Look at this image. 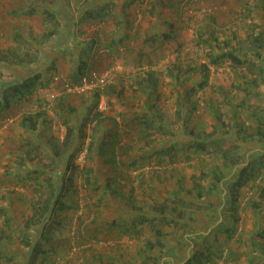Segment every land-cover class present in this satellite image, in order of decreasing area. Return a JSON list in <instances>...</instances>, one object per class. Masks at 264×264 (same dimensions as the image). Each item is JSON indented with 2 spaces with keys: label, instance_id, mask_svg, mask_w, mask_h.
<instances>
[{
  "label": "rangeland",
  "instance_id": "374dc122",
  "mask_svg": "<svg viewBox=\"0 0 264 264\" xmlns=\"http://www.w3.org/2000/svg\"><path fill=\"white\" fill-rule=\"evenodd\" d=\"M8 1L0 2V16H5L7 24L16 19L20 24L0 28V101L5 97L18 104L11 107L12 115L0 118V264H28L32 243L28 247L22 244L25 237L37 240L46 252L31 260L33 264H264V81L263 72L259 74V67L264 69V47L259 56L254 55L253 35L258 31L251 30L250 13L242 20L243 60L237 76L231 77L234 73L227 65H234L226 60L221 78L211 73L201 81L196 71L185 83L170 88L174 78L167 73V65L165 75L158 72L156 76L160 85L146 98L138 89L141 76H131L136 88L122 86L119 70L113 68L117 58L110 62L106 44L118 39L116 21L132 19L133 26L147 22L143 12L155 9V1L100 0L98 4L99 0H68L71 16L61 19L53 13L46 16L51 21L44 20L42 4L50 5L54 12L61 0H15L19 1L15 8H8ZM254 1H248L250 6ZM80 5L93 15L102 12L103 20H83ZM33 7L38 12L27 21L23 14ZM53 24L56 33L44 38ZM123 32L129 39L133 36L130 29ZM93 33L97 37L90 39ZM116 46L123 51L120 41ZM208 48L207 44L196 46L192 61L178 68L177 79L187 74L185 65L199 66ZM80 60L88 62L84 74L109 71L106 85L82 94L65 92L66 85L79 80L76 69ZM30 81L29 92L18 93L16 100L10 96L13 82ZM199 84L213 89L219 98L224 93L221 87L232 85L226 95L232 103L216 108L197 103L198 107L191 108L188 101L197 95L194 90H204ZM122 87L127 102L164 103L154 117L141 116L146 119L142 125L148 137L146 151L152 150L155 157V163L148 166H155L147 168L142 181L143 175L129 182L122 175L119 192L101 179L102 186L83 187L82 177L92 181L97 175L88 144V137L94 138L98 131L93 121H99L110 104L118 103L114 99ZM176 87L185 91L181 110L174 108L179 99ZM99 103L106 107L99 110ZM82 104L86 108L78 115ZM54 107L55 115L50 110ZM63 118L67 125L61 123ZM83 124L85 133L80 130ZM66 127L71 132L65 137ZM83 149L86 152L80 162ZM147 155L142 159L152 160ZM70 178L79 191L76 211L59 206L63 198L70 203L69 194L63 192ZM36 183L46 187L43 200L37 198ZM225 193L233 199H223ZM51 194L58 197L57 202L40 214L41 204ZM100 215L116 221L115 228L105 238L81 240L74 229L77 218L86 232V225ZM123 221L129 228L121 227Z\"/></svg>",
  "mask_w": 264,
  "mask_h": 264
},
{
  "label": "crops",
  "instance_id": "0c3cea01",
  "mask_svg": "<svg viewBox=\"0 0 264 264\" xmlns=\"http://www.w3.org/2000/svg\"><path fill=\"white\" fill-rule=\"evenodd\" d=\"M3 1L5 0H0V2ZM14 1L15 0H9L6 6L8 8H11L10 6L12 5V8H15L13 7V5H15V3L16 4L19 3V1L17 2ZM162 1L166 2V0H162ZM58 4H59L58 7L61 6L60 1ZM32 5H36V4H32ZM159 6L160 5L156 4L155 9H148L147 11L143 12V16L145 17L146 15L148 17L147 22L142 21L141 23L139 22L140 24L136 23L134 26L133 25L131 26V31L135 33L134 38H132L131 40L124 39L121 40L120 42L123 50L124 49L126 50L127 47L133 46L135 50L139 51L140 49H142L143 51L140 54V56H138V52L137 54L136 52H133L130 58L124 57L125 53L123 52V54H121L116 59L115 62L116 65L113 67L116 70H119L118 75L123 77L124 81H128L129 84H131V87L136 88L137 85L135 83L134 84L131 83L130 76L132 77L145 76L150 71L152 74H155V76H157L158 75L157 70L160 71V73L163 75L167 71L165 70L167 65L168 66L173 65L172 62H174L175 58L177 57L181 59L180 65H182V63L184 62L189 63L187 61H192L191 58L193 55V50L196 49V46L193 47V44H196V42L200 39V37L204 39L205 36L207 35L206 33L201 34L199 32V29L204 30L207 24L212 25L215 28H218V25H220L219 28L229 30L230 33L226 32L224 34L223 33L219 34L217 37V41L228 42V45L226 46L225 49H231L233 53H235L241 59L242 62V49L240 45L242 44V33L240 32H242V25H243L242 0H193V2H190L187 5L186 9H183L182 11L180 10L177 11L175 7L173 6L170 7L169 5H166L165 8H163V6L160 7ZM21 7L23 9L25 8L24 6ZM58 7H55V9L58 10ZM30 10H32L33 12H38L37 8L35 7H33V9ZM67 10H69L70 13H72L73 11L71 6L68 7ZM130 10L132 11L131 8ZM80 11L81 12L85 11L84 8L81 7V5H80ZM5 12L7 11L3 10V13ZM17 12L19 13V11ZM33 12L31 13L29 12L26 15L23 14L27 21L30 19L31 20L34 19L33 16L36 14ZM248 13H250L253 22L257 21L261 23L262 17H260V19H256V17L254 16L255 13L256 14L262 13V15H264L263 4L261 3L256 4V2L254 1L252 3V6H250V11ZM131 14L134 15L133 12H131ZM27 17H30V19ZM8 20L10 21V19ZM16 20H13L11 24H7L8 22L6 21L5 16L4 15L0 16V23H2V25H0V28L3 29L8 25L10 26L12 25L17 26V24L19 25L20 22ZM119 20H121V23L116 24L115 25L116 27L114 28L115 36L118 38L123 36L122 33L123 31H125L127 24H129L127 20L122 21V18ZM117 22L118 21H116V23ZM169 33L172 34V39L174 40L172 39L167 40V38L166 40L164 39L165 38L164 35ZM93 35L95 36L94 33ZM92 38L94 37L90 36V39ZM152 38L156 40L153 41ZM162 42L164 46H168V47L170 46V48H172L173 46H175V44H177L180 46V49H182L181 50L182 52H180L178 55V51L170 52L172 49H168V47L166 48V50H162L161 52H159L158 50H160L159 48L160 43ZM188 42L189 44H187ZM150 44L152 46L148 47ZM211 44H214V42ZM201 45L202 44H200L197 47H200ZM156 47L157 49H155ZM151 49L156 50L155 55H152L150 53L149 50ZM187 55H189V57ZM206 60L207 58L205 57V55H203V59L201 60V62ZM226 60H228L234 65V66L227 65L228 66L227 70L232 69L231 72L232 75L234 73V75L231 77L234 78L235 76H237L238 73L236 70H238L239 65H241V63L240 64L234 63L231 61L230 58L226 56L219 57L216 64H208V67L210 69V74L214 73V76H218V78H221L222 77L221 73L223 71V64L224 65L227 64ZM164 62H167L166 65L161 67V64ZM152 69L156 70L155 71L156 73H153ZM226 74H228V76L230 75L229 73ZM124 81H122V84L126 85V87H130ZM157 85L159 86L160 84ZM145 86L147 87V83ZM176 88L178 89L179 87ZM231 88L225 89L221 87V91L222 90L230 91ZM201 90L207 91L206 87L202 88ZM195 92L197 95L194 96V99L202 91L196 90ZM217 98L220 99L219 97ZM114 100H116L118 103L110 104L107 107L105 113L99 115V121L94 119L93 125L96 124L98 126V131L96 136L92 139L91 138L89 139L88 137V144L90 145L92 143L91 146L92 157L95 158V162H93V169H95L97 177H99L101 180H104L105 178L110 177L111 175L113 176V174L124 175V177H127L126 182H129L131 180L133 181V179H137L139 176L142 175L143 178L140 179L143 180L144 178H146V173L148 171L147 168L149 167L151 168L152 166H155V165L148 166L150 165V163H155L153 160L155 157H152V153H153L152 150H149L148 152L146 151L148 149L146 147V144L148 143V137H146L147 131L145 127L144 128L142 127V124L139 125L141 121L140 119L142 118L141 116H147L149 118L154 117L153 114H155V112L162 111L160 107L161 104L164 103L160 104V103L152 102V103H141L142 105H139V103H132V100L130 102H127V98L125 101L124 96L122 98L115 97ZM227 100L231 102V100H229V97H227ZM198 102L203 103L200 99L198 100ZM34 107L36 108V106ZM85 108H86L85 104L80 105V109H78L80 113L78 115L83 114ZM174 108H177V105H175ZM50 110L54 111V115L56 114L55 107L50 108ZM35 112L36 114H38V112L40 111L39 109H37ZM55 118L54 120H56ZM43 120L44 119L41 118L42 122ZM115 136H117L118 138L117 144L121 145L120 147L121 150L116 151V153L115 150H112L114 152L111 154V149H113L112 145H114L113 146L114 148L117 145L115 144V139H116ZM144 154H148L147 156H149L152 160L145 161L144 158L142 159ZM124 161L127 162L128 166L124 164ZM43 170H47V168L44 167ZM99 218L103 220H108V217L103 218V216L101 215L99 216Z\"/></svg>",
  "mask_w": 264,
  "mask_h": 264
},
{
  "label": "trees",
  "instance_id": "16d2710c",
  "mask_svg": "<svg viewBox=\"0 0 264 264\" xmlns=\"http://www.w3.org/2000/svg\"><path fill=\"white\" fill-rule=\"evenodd\" d=\"M131 1H132V4L136 3L135 0H131ZM248 1L249 0H242V20L247 15V13L250 11V4L248 3ZM67 2H68V0H63V2L61 0V2H60L61 3V6H59L61 8L58 7V10L56 9L54 12L51 10V6L50 5L47 6V5H45L43 3L42 4V10H43L42 11V13H43L42 15H43L44 20L45 21L49 20V18H47V20H46V16L47 15H50V14L52 16L53 13H55V15L58 16V17H60L61 19H67L69 16H71L70 11L67 10L68 9V5H69ZM100 2L101 1L99 0L97 3L100 4ZM155 2L157 3V5H160V6L169 5L170 7L171 6L175 7L177 11L178 10L182 11L183 9H186L187 5L190 2H193V0H173V1L166 0V2H163L162 0H156ZM255 2H256V4H259V3L263 4V7H264V0H256ZM95 3L96 2H94L93 4H95ZM29 12L31 13L33 11L32 10H29ZM102 14H103L102 12L98 11L96 15H93L91 13V11L85 10V11H83V12L80 13V17L82 16V19L83 20L84 19L89 20V18H92V19H95L97 21H102L103 20ZM213 17H215V16H213ZM254 17H256V19H260V17H262L261 18L262 19V22L261 23L258 22V24L255 23V22H253L252 23L253 25H252V28H251V30H257L258 31V33L256 35H253V40L256 42V46H257V47H255L256 50L254 51V55L255 56H259L260 50L263 49V47H264L263 46V40H264V38H263V35H264V23H263L264 22V15H262V13L261 14L260 13H258V14L255 13V16ZM131 20L128 21L129 24H127L126 29H130L131 30V26H132V21ZM49 21H51V19ZM120 23L121 22L118 20L117 24H120ZM68 24H69V21H68ZM53 25L54 26L52 27L51 30H48V31H46L44 33V35H43L44 38H49V37L53 36L56 33V25L55 24H53ZM219 26L220 25H218V28H215L214 26L207 24V26L204 28V30L199 29V32L201 34L202 33H206L207 35L205 36L204 39L200 37V39L196 42L195 46H199L200 44H207V46L209 47L208 48L209 50L206 51V52H204V54H203V55H205V57L207 58V60L206 61H203L202 63H200L199 66L191 65V64L185 65V68H186L185 71L187 72V74L184 77H182V79H177V76H178V73H177L178 68H180L182 66V65H180L181 59L178 58V57L175 58V61L172 62L173 65H171L168 68V72H167L169 75H173V78H174V80L171 81V83L168 84L170 86V88L173 87V86H175L176 83L177 84L179 83V85L181 83H185L187 81V78H190V75H192L196 71L201 74V77H202L201 81L202 80H205L207 78V74H210V69L208 67V64H216L218 58L221 57V56H226V57L230 58L231 61L234 62V63H239V64L241 63L242 64L241 59L235 53H233V51L231 49H225L226 46L228 45V42H225V41L219 42V41H217V37H218L219 34H222V33L224 34L226 32L227 33H230L228 29L219 28ZM122 34H123L122 37H120V38L117 37L118 38L117 41H120L121 42V40H124V39L127 40V39H129L128 38L129 37L128 34H126L124 32ZM134 34L135 33L133 32V36L130 38V40L132 38H134ZM96 37L97 36H94V38H96ZM164 37H165L164 38L165 40H166V38H167V40L168 39L171 40L172 39V34H170V33L169 34H165ZM152 39H153V41L156 40V39L154 40V38H152ZM172 40H174V39H172ZM117 41L111 39L109 41V42H111V44H108V43L106 44V48L108 47L107 48L109 50L108 52H110V54H109V60H110V62L113 59L118 58L121 54H123V52L125 53L124 54V57H129V58H130V56H131V54L133 52H136V54L138 52V56H140V54L143 52L142 49H140L139 51L138 50H135L133 46L132 47H127V49L126 50L124 49L122 52L117 51V49H118L117 46H116V42ZM213 42H214V44H211ZM149 46L151 47L152 45L150 44ZM167 47L168 46H164V44L162 42V43H160V47H159L160 50H158V51L161 52L162 50H166ZM155 49H157V47ZM155 49L149 50L152 55H155V53H156V50ZM168 49H172L170 52H176V51H178V55H179L180 52H182L181 51L182 49H180V46L177 45V44H175V46H173L172 48H170V46H169ZM167 52H169V51H167ZM114 54L116 56H114ZM187 56L189 57V55H187ZM97 57H98V55L95 54L93 59L96 60ZM95 63H96V61H95ZM86 64H88L87 61L80 60V65L76 69L77 70V73H78L77 76L79 77V80L77 82L75 80V83H78L83 76H87V75H89L91 73L96 74V73H94V71H91L90 73L84 74L85 73L84 72V68H85ZM165 70H167V69H165ZM263 70H264L263 67L260 66L259 67V74L263 72L261 75H262V80L264 81V71ZM155 71L156 70H153L152 69V72L153 73H156ZM157 72H160V71L157 70ZM163 75H165V74H163ZM119 77L121 79L120 81H124L121 78V76H119ZM130 79H131V76H130ZM124 82L126 84L128 83V85L131 86V84H129L128 81H124ZM156 82H157V79H156L155 74H152L151 71H150V72L147 73V75L140 77V80L138 82V87H139V85H142V87H139L138 89L143 90L145 92L146 98H148V97L151 96V91L153 89L158 88V85H157ZM146 83H147V87L145 86ZM155 83H156V85H155ZM32 86H33V82L32 81H30L29 83L28 82H25V83H20V84H16L15 82H13L12 95H10V96L14 97V99L16 100L17 97H18L17 96L18 93L19 94H22L25 91L26 92H29L31 90ZM122 86H124V85L122 84ZM204 86L199 84L198 87L202 89V88H204ZM231 86H230V88H231ZM20 87L21 88L23 87V90L20 91ZM122 89H123V87L120 88V90L118 91L119 94H116L115 97H119V98H122L123 97V95L121 94ZM178 89H179L178 90V93H179L178 98L179 99H177V101H178L177 102V104H178L177 105V108L181 110L183 108V106H182L181 103H185L184 98H186V97H185V91L184 90L181 91V88H178ZM96 90H98V89H96ZM108 90L109 89H107V91ZM212 90L210 89V91L209 90L204 91V92L202 91L192 101H190V99H189V101H188V103H190L189 105H191V103H192V107L191 108H194L195 109V107H198V104L197 103H199L198 102L199 99L203 102L201 104L203 106H206V107H210V106L213 105L216 108V107H219L221 105V103H231V102H229L227 100V96H226L227 93H229L228 90H226V91L222 90L221 91V93H223V92L224 93L221 94L220 99L217 98L218 97L217 95H214V92ZM194 92H195V90H194ZM106 95H109V94L106 93ZM18 98H20V97H18ZM186 102H187V99H186ZM17 104L18 103H10L9 101L6 100L5 97H2V99L0 101V118H2L4 115L5 116L6 115H12L13 112H12L11 107L14 106V105L16 106ZM6 108H7V110H6L7 113H5V109ZM8 109H10V110L8 111ZM140 120L141 121H140L139 125H141V124L143 125L144 122H146L145 117L141 118ZM65 122H66V119L63 118L61 120V123L63 125H65V124L67 125V123H65ZM80 130L83 131V133H85V126H84V124L80 127ZM70 132H71L70 128L69 127H66L65 137L66 136H69ZM115 138H116L115 139V144H117L118 138H117V136H115ZM90 145L92 146V143ZM113 146L114 145H112V148L113 149H111V154L114 152L112 150H115V153H116V151H120L121 150L120 149L121 145H118L117 144L115 146V148ZM124 164L128 166V164H127L126 161H124ZM126 168H128V167H126ZM121 176L122 175H119V174H113V176L111 175L110 177L105 178L103 180V182L107 183V185L110 184L114 190L116 189L115 190L116 192H119L120 191V184L118 183V181L121 178ZM157 177L159 178V180L163 179V177L161 178L159 175ZM82 178H83V181H82L81 185L83 187H87V188L88 187H93L95 189V188H97L98 184H100L102 186V183H103L100 180V178L97 177V175H96V177L93 178L92 181L90 179H88V178H85V177H82ZM148 178H151V177H148ZM69 180H70V184H68V185L65 186L63 192H67L69 194V196L66 199L70 200L69 201L70 203H68L67 201H64L63 199H65V198H63L62 199L63 202L59 203V206L62 209H68V208H71L72 209V208H76L75 209V211H76L78 209V207H76V206H78L77 205L78 202L75 200V197H77V195H79L78 194L79 191L77 189L78 186L71 180V178ZM141 181H142V179H141ZM35 182H37V179H35ZM215 185H217V183H215ZM35 186L37 187L35 189L36 192H37V194H38V197L37 198L39 200H43L42 199V196H43V192L45 193L46 187H44L42 184H38V183H36ZM217 186H216V188H217ZM56 187L59 188L58 182H56ZM227 197H230V199H233V197L231 195H227V193H225L224 196H223V199H225ZM57 198L58 197L56 195H53V194H51L50 196H47L44 199V202L41 204V208L42 209H40V211H41L40 214H43V209L46 211L48 207L50 208V206H53V204L55 202H57ZM93 217H95V216H93ZM91 221H92L93 224H87L86 225V232H85V231H83V228L81 227V226H83L82 225L83 222L81 221L80 217L77 218V222L75 223L74 229L76 231L77 236H80L81 240L83 238H95V236L100 237V235L103 236L102 238H105L106 237L105 235H107L110 231H112L115 228V226H116V221H114V220H111V221H109V220H103V219L100 220L98 217H95V218H92ZM106 221H108V222H106ZM151 221L152 220H150V222ZM125 223L126 222L123 221L121 227L123 229L129 228V227H127L125 225ZM220 225L221 224H219L218 226H220ZM131 226L133 227L134 226V223H131ZM218 226H217V228H218ZM89 227L91 228L90 231H88V229H87ZM39 236L40 237H44L45 235L40 231L39 232ZM44 239L46 241L47 237L45 236ZM23 240H24V243H22V244H24L26 247H28L32 243V245L30 246V255H29V258H28V264H33L30 261L31 260L32 261L35 260V257L36 256L46 253L45 250L43 249V245L41 243H39L37 240L31 241L27 237H25ZM22 244H20V245H22ZM24 245H22V246H24Z\"/></svg>",
  "mask_w": 264,
  "mask_h": 264
},
{
  "label": "built area",
  "instance_id": "2783aa9c",
  "mask_svg": "<svg viewBox=\"0 0 264 264\" xmlns=\"http://www.w3.org/2000/svg\"><path fill=\"white\" fill-rule=\"evenodd\" d=\"M109 76V71L100 74L91 73L87 76H83L78 83H70L66 85L64 91L77 94H82L88 91H95L98 87H102L107 83ZM51 97H53V95H51ZM105 107V103H99L98 105L99 110H102ZM85 152L86 150L83 149L78 155V159L80 160V162H83Z\"/></svg>",
  "mask_w": 264,
  "mask_h": 264
}]
</instances>
